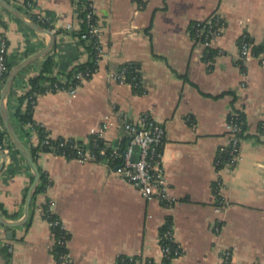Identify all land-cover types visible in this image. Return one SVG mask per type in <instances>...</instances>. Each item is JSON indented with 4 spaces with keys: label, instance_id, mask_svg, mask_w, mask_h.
I'll return each instance as SVG.
<instances>
[{
    "label": "crops",
    "instance_id": "1",
    "mask_svg": "<svg viewBox=\"0 0 264 264\" xmlns=\"http://www.w3.org/2000/svg\"><path fill=\"white\" fill-rule=\"evenodd\" d=\"M6 1L22 8L20 0ZM91 1L105 56L77 96L66 91L40 95L34 118L54 138L82 141L108 120L102 138L115 145L126 136L122 119L138 121L148 114L166 130L162 162L171 201L144 198L108 162L82 163L42 153L39 166L52 184L38 195L25 224L1 228L0 264H117L121 256L134 254L159 261V234L168 220L183 249L169 264H219L227 248L234 264H264V132L259 129L264 121V65L257 58L241 59L239 46L244 34L252 49L264 44V0ZM38 4L52 16L56 29L78 28L74 0ZM214 15L223 18L225 29L210 46L216 53L209 59L208 47L194 29ZM3 36L11 69L30 59L12 84V104L28 92L30 78L40 73L48 56L55 58L54 73L88 58L73 34L57 33L55 47L43 54L49 38L0 6V40ZM133 61L141 64L144 94L111 79ZM237 111L248 124L242 158L236 167L223 163L218 171L216 154L230 142L228 118ZM32 142L37 144V137ZM32 173L22 154L7 155L0 172V203L18 218L6 219L25 216ZM49 199L56 202L54 210L70 233L67 261L52 251L53 233L41 208ZM10 230L12 238L7 236Z\"/></svg>",
    "mask_w": 264,
    "mask_h": 264
},
{
    "label": "built area",
    "instance_id": "2",
    "mask_svg": "<svg viewBox=\"0 0 264 264\" xmlns=\"http://www.w3.org/2000/svg\"><path fill=\"white\" fill-rule=\"evenodd\" d=\"M20 1V5L23 9H25L23 12L28 14V16L36 20L38 23H43L46 25L50 24L53 26L52 18L45 11L40 9L38 0H31L27 4L22 0ZM94 14H96V10L93 4L90 6L88 19L91 20ZM66 27L69 29H74L71 24H67ZM48 29L53 32L58 30L54 26L53 28ZM224 29L225 22L223 18L220 15H214L204 22H199L197 24L196 32L199 37L203 38V43L209 49L216 38L224 31ZM89 35L90 38H93L95 41L96 61L97 64H99L102 58L105 56L101 41L102 30L99 23L90 24ZM84 38L88 37L84 35ZM239 46L241 59L249 61L253 58H257L264 65V53L260 55L253 54L251 43L249 42L246 34L241 37ZM208 49L207 52L209 51ZM207 55H209V53H207ZM10 70L11 66L9 57V45L6 36H3L0 40V100L2 88ZM125 72V69L117 71L116 73L111 75V79L120 83H128ZM91 74L92 73L90 71L86 73L79 72L75 76V78L79 79L78 85H71L69 86V88L63 90L59 89L58 86H56L58 92L66 91L72 97L77 96L80 87L87 81L86 77L90 76ZM133 79L134 82L129 84L133 85L134 87H144L143 77H141L138 81H135V78ZM38 97L39 95H37L36 97H30L33 104L36 105ZM234 115L232 117L229 116L228 118L227 127L230 134V142L229 144L219 147V150L216 154L215 167L218 171L221 169L223 163H226L230 167H236L242 158V138H240L239 136L241 127L236 122ZM122 124L126 136L130 138V144L123 155V163L114 169L115 173L120 175L127 182L134 185L140 191L141 195L144 198L151 199L156 197L165 204L170 203V183L166 176V172L162 162L163 148L166 142V130L164 126L160 122L150 117L148 114L141 115L138 121H130L127 118H124L122 119ZM109 126L110 122L106 120L102 124L101 129L99 131L93 132L92 134H96L102 138ZM4 131V125L0 122V150L3 151L6 155H9L11 153V149L7 146L6 142L8 138L5 135ZM31 131H33V129ZM136 145L140 147L138 160L133 159V150L134 146ZM117 146L118 145L116 144H105L101 149H99L97 153H93L89 148L85 150L84 147L77 145V147H75L76 149H70L68 154L66 153V151H64L59 155H63L64 157H67L69 159H75L82 163L88 161H98L100 156L105 157V153L107 152V149L109 147H113V150L111 151L109 157H103L99 159V162L104 161L106 163L108 162L109 164L112 158L119 156V149ZM220 189L221 186L217 183L214 187V190L216 191L218 196L220 194ZM219 203V207L223 208V200L220 199ZM46 204L50 206L52 212H55L54 209L56 207V202L53 199L47 200ZM42 212L53 233L52 246H67L68 240L66 239V237H64V231L66 232L67 228L61 217L57 216L51 218L50 211H47L46 215L43 209ZM55 228L59 229V237H57ZM159 245L162 260L158 261L152 257H146L143 254H134L132 256H128V259L122 257L120 260H118L117 264H169L183 254V249L178 243H176L174 237V225L172 223L167 225L164 231L160 232ZM8 248L12 251V246H9ZM67 259L68 251L58 253V260L67 261ZM219 264H234L233 251L230 248H227L223 251Z\"/></svg>",
    "mask_w": 264,
    "mask_h": 264
},
{
    "label": "trees",
    "instance_id": "3",
    "mask_svg": "<svg viewBox=\"0 0 264 264\" xmlns=\"http://www.w3.org/2000/svg\"><path fill=\"white\" fill-rule=\"evenodd\" d=\"M31 1V0H29ZM93 5V2L91 0H74V6H75V13L78 17V29H74L72 31H68L65 29L56 30V34H66V35H74L79 42L83 45L85 51L88 54V58L81 62L77 63L74 66H72L70 69H66L63 72L60 73H54L55 67H56V61L55 58L50 55L48 56L44 63L42 70L40 73L34 77L30 78L29 84H30V90L22 96L17 97V103L12 104L10 99L14 96L13 88L10 90L8 95V102H7V110L10 113V119L12 122V125L14 126L18 136L20 139L24 142L32 156L34 157L37 166L40 170L41 176L39 183L36 188V192L32 201V208L37 205V197L38 195L45 193L48 188L52 184V180L49 176V174L42 169L41 166H39V156L42 153H56L60 154L64 151L68 154L70 149H76L75 147L82 146L86 149H90L91 152L97 153L99 149H101L105 144H109L104 138L99 137L96 134H91L87 141L77 140L74 138H65V137H52L50 134V131L46 129L41 123H38L34 118V108L35 104L32 103L30 97L37 95H42L46 93H55L58 92V89L56 86H58L59 89H67L71 85H78L79 79L75 78L76 74L79 72H91L92 74L90 76H87V80H90L93 75L97 72L99 68V64H97L96 61V49H95V41L93 38H90L89 30H90V24L91 23H98L97 15L94 14L92 19H88V13L90 11V6ZM23 12L25 9L20 8ZM48 14V13H47ZM49 15V14H48ZM50 16V15H49ZM52 18V16H50ZM53 19V18H52ZM53 21V20H52ZM6 26V24L2 23ZM41 24V23H40ZM43 26L47 28H53L52 25L43 24ZM52 26V27H51ZM197 29V27L194 29V31ZM84 35H86L88 38H84ZM199 38V36H198ZM202 39V38H201ZM208 57L209 59L213 57L216 53L214 49L209 48L208 49ZM252 52L254 55H260L264 53V44L257 45L253 47ZM12 63L10 62V66ZM127 77V82L132 83L135 81H138L142 77V71H141V64L138 62H129L124 65H122L118 71L124 70ZM135 92L137 94H144L146 92L145 87L138 86L135 87ZM235 114V115H234ZM235 116L236 122L241 127V132L239 134L240 138H243V131L245 127L248 126L246 121V116L243 112L237 111L230 114V117ZM0 122L3 124V120L0 115ZM5 128V127H4ZM33 129V131H31ZM259 129L261 132H264V121L260 123ZM5 135L7 136V146L11 149V154L13 157L21 155V152L15 148V145L9 136L8 132L4 131ZM37 137L38 143L34 144L32 142V138ZM130 144V138L125 136L120 143L116 144L118 145V152L119 156L112 158L111 162L109 163L111 168L115 169L117 166H120L123 163V155L125 151L127 150L128 146ZM55 148V149H54ZM57 148V149H56ZM113 150V147H109L107 149V152L104 156H100L101 158H107L110 156L111 151ZM98 159V162H99ZM34 179V175L32 173L30 182L32 183ZM27 193H25L26 198ZM24 198V202H25ZM46 215L47 211H50L51 218L59 216L56 212H52L50 206H48L46 203L42 204L41 207ZM0 215H2L4 218L8 219H16L18 218V214H10L4 207L2 203H0ZM171 224V220H168L167 224L164 225L160 232L164 231L166 229V226ZM3 228L2 225H0V230ZM7 230L11 229L10 227H5ZM54 231V230H53ZM57 237H59V229L55 228ZM64 237H66L67 240L70 238V233L68 230L64 231ZM53 253L55 254V257L58 259V253H61L63 251H68L67 246L63 245H55L53 247ZM125 257L128 259V256H121L119 260Z\"/></svg>",
    "mask_w": 264,
    "mask_h": 264
},
{
    "label": "water",
    "instance_id": "4",
    "mask_svg": "<svg viewBox=\"0 0 264 264\" xmlns=\"http://www.w3.org/2000/svg\"><path fill=\"white\" fill-rule=\"evenodd\" d=\"M0 6L2 8H4L5 10L9 11L10 13H12L16 18H18L21 22L26 24L28 27H30L34 31L42 33L49 38L48 45L46 46L44 51H42L43 54L49 53L52 50V48L55 47L56 38H57L55 32L51 31L50 29L46 28L42 24L38 23L36 20H34L33 18L29 17L24 12H22L20 10V8H17L16 6H14L13 4L9 3L6 0H0ZM29 60L30 59L25 60L23 63H20L19 65L13 67L10 70V72H9V74L5 80L4 86L2 88V92H1L0 115H1V118L3 120V125L6 129V131L8 132L9 136L11 137L16 149H18L21 152L24 159L26 160V162L31 167V169L33 171V175H34L33 182L30 186V189H29L27 197H26L25 216L23 217V219H21L19 221H11V220L4 218L2 215H0V225L5 226V227H17V226H20V225H23L26 223V221L29 218L31 204H32V201H33V198H34V195L36 192V188H37V185L39 183L40 176H41L40 170L37 166V163H36L34 157L32 156V154L30 153L28 148L25 146L23 141L18 136L14 126L12 125V122L10 120L9 113L7 110L8 95H9V91L12 87V84H13L15 78L17 77V75L20 73V71L27 65ZM78 140H82V138H80ZM139 153H140V147L137 145L134 146V150H133V159L134 160H138ZM6 159H7V155L3 151L0 150V172L4 168ZM7 236L9 238H12L13 232L11 230L8 231Z\"/></svg>",
    "mask_w": 264,
    "mask_h": 264
}]
</instances>
